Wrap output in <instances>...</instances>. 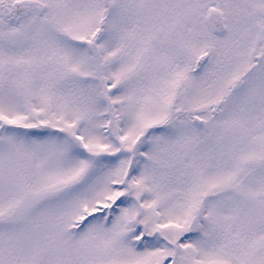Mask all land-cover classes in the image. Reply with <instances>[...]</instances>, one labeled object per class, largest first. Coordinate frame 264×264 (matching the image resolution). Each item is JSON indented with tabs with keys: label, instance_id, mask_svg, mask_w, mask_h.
I'll list each match as a JSON object with an SVG mask.
<instances>
[{
	"label": "snow or ice",
	"instance_id": "1",
	"mask_svg": "<svg viewBox=\"0 0 264 264\" xmlns=\"http://www.w3.org/2000/svg\"><path fill=\"white\" fill-rule=\"evenodd\" d=\"M0 264H264V0H0Z\"/></svg>",
	"mask_w": 264,
	"mask_h": 264
}]
</instances>
